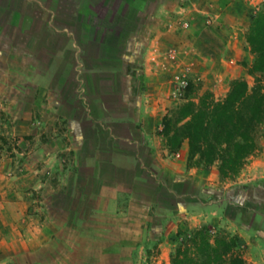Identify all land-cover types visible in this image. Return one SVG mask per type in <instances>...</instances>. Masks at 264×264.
<instances>
[{
  "label": "crops",
  "instance_id": "crops-1",
  "mask_svg": "<svg viewBox=\"0 0 264 264\" xmlns=\"http://www.w3.org/2000/svg\"><path fill=\"white\" fill-rule=\"evenodd\" d=\"M59 1L52 0L48 9L38 2L40 12L19 16L21 20L14 26L12 21L0 20V40L4 37L28 52L21 57L23 63H31L35 75L45 83L42 96L48 102L40 101L36 107L41 119L36 123L40 130L37 136L54 142L55 148L48 150L44 162L49 168L66 162L59 154L69 151L70 164L60 174L61 185L52 194L62 202L53 205L76 218L79 211L117 210L125 194L135 199L145 198L149 192L152 197L158 193L157 186L174 198L184 195L175 186L191 183L196 171L186 172L187 144L184 142L176 154L171 153L159 135L166 100L173 91L169 76L175 71L197 73L204 60L233 67L234 58L225 51L233 50L230 43L217 42V51L211 56L198 52L207 44L203 32L221 34L217 24L227 13V0H132L125 15L131 20L139 5L152 9L143 17L137 12L134 28L120 31L118 42L107 39L111 25L60 24ZM89 1L102 2L85 0ZM125 1L119 0L116 12H122ZM247 1L255 7L263 0ZM144 17L153 22L144 24ZM123 33L126 37L130 33L129 38H122ZM220 49L223 51L218 52ZM112 64L116 65L113 72L103 68ZM236 78L232 71L215 74L212 92L225 96V82ZM24 82H30L29 76ZM61 131H67L63 144H59ZM165 171L168 182L160 177ZM1 172L0 264H6L4 251L11 242L12 225L21 219L12 209L20 211L22 207L6 200L8 193L2 181L10 171Z\"/></svg>",
  "mask_w": 264,
  "mask_h": 264
},
{
  "label": "rangeland",
  "instance_id": "rangeland-1",
  "mask_svg": "<svg viewBox=\"0 0 264 264\" xmlns=\"http://www.w3.org/2000/svg\"><path fill=\"white\" fill-rule=\"evenodd\" d=\"M67 3L59 1L60 13L66 12ZM248 3L247 0H227L226 15L219 18L218 24L215 22L221 34L202 33L207 44L198 52L211 56L217 51V42L230 43L233 50L225 51L234 58L233 67L220 61L213 64L212 60H204L197 73L184 76L187 80L184 88L173 82L166 109L172 102H182L190 87L198 96L208 91L216 98L224 97V93L212 92L218 73L232 71L238 78L252 83L242 64L249 65L253 59L245 34L249 17L259 5L254 7ZM106 4L110 6L113 0ZM74 5L77 9L79 3ZM97 9L103 8L98 6ZM151 9L139 5L131 14L134 21L125 27L132 30L137 12L143 17ZM142 21L144 24L153 22L149 17ZM27 55L28 52L19 50L6 38L0 40V155L4 156V161H0V175L2 170L10 171L9 177L2 181L8 193L6 200L22 207L20 211L12 209L21 219L20 223L17 220L12 225L11 242L4 251L8 256L6 264H169L177 233L202 224L236 236L238 251L245 260L264 264V139L232 180H221L215 167L204 168L197 158L188 159L187 149L186 172L196 171L189 180L191 183L176 184L179 185L175 186L177 192L185 193L182 196L174 198L157 186L158 193L152 197L149 192L145 198L131 199L123 195L117 210L85 211V214L79 211L74 218L67 211L57 209L53 203L61 204L62 200L52 194L61 185L60 174L70 164L69 151L59 154L66 162L59 161L50 168L44 162L54 142L37 136L40 130L37 131L36 123L41 119L36 107L40 101L46 103L48 99L42 96L45 83L35 75V67L31 63L24 64L21 59ZM180 73L170 72L169 77ZM25 76H29L30 82H24ZM231 81L225 82L228 89ZM66 132L58 134L59 144L66 141ZM160 177L168 182L167 172Z\"/></svg>",
  "mask_w": 264,
  "mask_h": 264
},
{
  "label": "trees",
  "instance_id": "trees-1",
  "mask_svg": "<svg viewBox=\"0 0 264 264\" xmlns=\"http://www.w3.org/2000/svg\"><path fill=\"white\" fill-rule=\"evenodd\" d=\"M38 2L46 9L52 6V0H0V20L17 25L21 20L19 16L26 18L40 12ZM64 2L69 5L66 12H59L60 24L111 25L113 28H108V32L115 33L107 34V39L112 38L113 42L120 41V31L129 30L125 24L134 21L125 16L134 3L132 0L124 3L122 12L115 10L119 0H113L110 6L103 0L96 4L85 0ZM76 2L79 3L77 9ZM98 6L103 9L98 10ZM129 36L130 33L127 37L123 33L122 38ZM245 41L253 59L249 65H242L252 79L251 84L244 78L234 79L222 98L208 91L198 96L190 87L182 102H172L161 119L159 135L167 149L171 153L178 152L186 142L188 159L197 158L204 168L215 167L221 180L237 176L264 139V0L249 17ZM115 66L103 68L113 72ZM169 264L251 263L238 251L236 236L202 224L177 233V244Z\"/></svg>",
  "mask_w": 264,
  "mask_h": 264
},
{
  "label": "built area",
  "instance_id": "built-area-1",
  "mask_svg": "<svg viewBox=\"0 0 264 264\" xmlns=\"http://www.w3.org/2000/svg\"><path fill=\"white\" fill-rule=\"evenodd\" d=\"M185 75L184 73L175 74L172 78V80L174 79L173 82H175L179 88H184L187 85V80L184 78Z\"/></svg>",
  "mask_w": 264,
  "mask_h": 264
}]
</instances>
